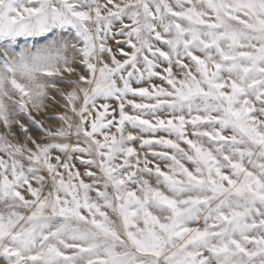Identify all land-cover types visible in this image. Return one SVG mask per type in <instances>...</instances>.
I'll use <instances>...</instances> for the list:
<instances>
[{
    "label": "snow or ice",
    "instance_id": "snow-or-ice-1",
    "mask_svg": "<svg viewBox=\"0 0 264 264\" xmlns=\"http://www.w3.org/2000/svg\"><path fill=\"white\" fill-rule=\"evenodd\" d=\"M0 264H264V0H0Z\"/></svg>",
    "mask_w": 264,
    "mask_h": 264
},
{
    "label": "rangeland",
    "instance_id": "rangeland-1",
    "mask_svg": "<svg viewBox=\"0 0 264 264\" xmlns=\"http://www.w3.org/2000/svg\"><path fill=\"white\" fill-rule=\"evenodd\" d=\"M46 114H51V115H55V113L54 112H52V111H50L49 113H46ZM47 123H50V124H53L54 126L58 123L57 121H55V120H52V121H48Z\"/></svg>",
    "mask_w": 264,
    "mask_h": 264
}]
</instances>
